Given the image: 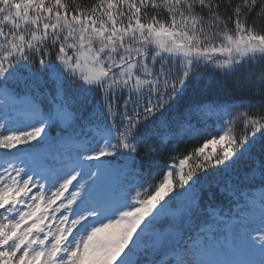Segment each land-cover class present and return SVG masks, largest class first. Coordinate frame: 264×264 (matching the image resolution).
Returning a JSON list of instances; mask_svg holds the SVG:
<instances>
[{
	"label": "snow or ice",
	"instance_id": "obj_1",
	"mask_svg": "<svg viewBox=\"0 0 264 264\" xmlns=\"http://www.w3.org/2000/svg\"><path fill=\"white\" fill-rule=\"evenodd\" d=\"M0 264H264V0H0Z\"/></svg>",
	"mask_w": 264,
	"mask_h": 264
},
{
	"label": "trees",
	"instance_id": "obj_2",
	"mask_svg": "<svg viewBox=\"0 0 264 264\" xmlns=\"http://www.w3.org/2000/svg\"><path fill=\"white\" fill-rule=\"evenodd\" d=\"M84 2L87 3L88 0H84ZM235 134H236L237 136L240 134V129H239V128L235 129Z\"/></svg>",
	"mask_w": 264,
	"mask_h": 264
}]
</instances>
